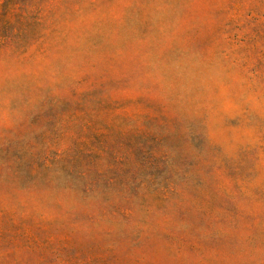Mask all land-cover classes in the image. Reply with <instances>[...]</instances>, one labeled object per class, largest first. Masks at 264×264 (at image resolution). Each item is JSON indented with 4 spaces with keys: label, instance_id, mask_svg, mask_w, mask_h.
Returning a JSON list of instances; mask_svg holds the SVG:
<instances>
[{
    "label": "rangeland",
    "instance_id": "rangeland-1",
    "mask_svg": "<svg viewBox=\"0 0 264 264\" xmlns=\"http://www.w3.org/2000/svg\"><path fill=\"white\" fill-rule=\"evenodd\" d=\"M0 264H264V0H0Z\"/></svg>",
    "mask_w": 264,
    "mask_h": 264
}]
</instances>
